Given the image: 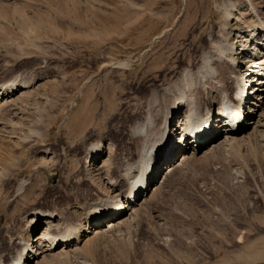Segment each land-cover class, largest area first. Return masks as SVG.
I'll return each instance as SVG.
<instances>
[{"label":"rangeland","instance_id":"374dc122","mask_svg":"<svg viewBox=\"0 0 264 264\" xmlns=\"http://www.w3.org/2000/svg\"><path fill=\"white\" fill-rule=\"evenodd\" d=\"M240 12L244 27L259 26L264 0H0V85L33 79L0 104V262L30 211L96 192L78 147L104 140L122 151L147 94L198 64L225 30L238 34ZM247 130L178 167L132 225L42 264H264V127Z\"/></svg>","mask_w":264,"mask_h":264},{"label":"bare ground","instance_id":"6f19581e","mask_svg":"<svg viewBox=\"0 0 264 264\" xmlns=\"http://www.w3.org/2000/svg\"><path fill=\"white\" fill-rule=\"evenodd\" d=\"M231 16L233 13L229 19ZM256 17L259 26L247 21L249 25L244 27L242 23L248 18L245 20L244 14L237 16L233 20L238 34L228 36V30L224 29L227 36L217 40L213 49L203 48L198 64L175 75L170 82L155 86L146 96L145 117L133 120L129 125L122 151L111 141L107 145L104 140L81 142L78 147L81 153L76 154L84 160V169L90 176L91 185L97 187L96 192L81 200L76 198L74 207L30 211L27 234L22 240H16L14 253L9 252L8 260L0 264H42L50 260L49 257L71 254L83 241L132 225L140 207L178 167L220 144L247 138L248 127L252 126L254 131L264 127V18L259 13ZM245 33H249L244 39L248 44L240 38ZM229 64L237 71L230 70ZM32 84L33 79L28 82L16 79L0 85V104H13L14 96L28 92L24 90ZM249 84L252 85L247 90L250 98L241 106L235 105L244 99L241 92L245 93ZM230 88H233L231 94ZM201 91H207L205 99ZM223 115L226 120L229 115L232 120H238L234 129H223ZM10 122V133L14 134V129L20 125L18 120ZM42 151L44 158L56 156L48 148ZM179 153L174 166L168 165L166 175L156 181L164 164L174 160ZM77 216L79 219L74 221ZM103 216L111 220L104 224L106 218L101 220ZM9 244L12 245V239ZM10 245H7L9 250L12 249Z\"/></svg>","mask_w":264,"mask_h":264}]
</instances>
